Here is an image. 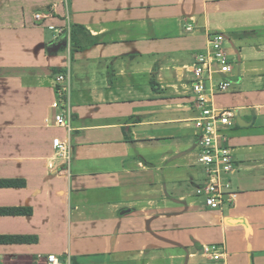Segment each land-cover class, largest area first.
<instances>
[{"label": "crops", "instance_id": "1", "mask_svg": "<svg viewBox=\"0 0 264 264\" xmlns=\"http://www.w3.org/2000/svg\"><path fill=\"white\" fill-rule=\"evenodd\" d=\"M74 24L92 35L83 50ZM214 32L233 61L215 105L237 110L221 209L198 192L188 71ZM55 68L71 78L70 131ZM56 137L71 161L51 169ZM213 243L227 264H264V0H0V264H209Z\"/></svg>", "mask_w": 264, "mask_h": 264}, {"label": "built area", "instance_id": "2", "mask_svg": "<svg viewBox=\"0 0 264 264\" xmlns=\"http://www.w3.org/2000/svg\"><path fill=\"white\" fill-rule=\"evenodd\" d=\"M188 29L191 30L192 27L189 26ZM226 43L225 33H211L207 48L196 55L195 61L188 68L192 74L190 87L199 112L194 119L200 144L198 160L207 173V181L198 192L204 194L207 206L212 209H221L234 200L229 176L235 172L236 165L224 130L233 125L237 110L229 107L219 108L215 105V97L227 92L233 85L230 78L233 61ZM55 84L56 99L52 103L55 122L70 131L72 116L70 75L67 72L57 74ZM53 146L54 155L48 162L49 167L65 168L71 161L69 141L56 137ZM60 161L63 162L57 167ZM203 254L208 258L209 264H227V250L224 244H206L203 246ZM39 259L42 264H63L56 254L41 256Z\"/></svg>", "mask_w": 264, "mask_h": 264}, {"label": "trees", "instance_id": "3", "mask_svg": "<svg viewBox=\"0 0 264 264\" xmlns=\"http://www.w3.org/2000/svg\"><path fill=\"white\" fill-rule=\"evenodd\" d=\"M91 33L80 24H74L71 29V46L73 51L83 50L85 49L90 43H92ZM56 74L65 72L62 69L55 68ZM154 83V81H153ZM156 89V87H155ZM73 264H78L75 261Z\"/></svg>", "mask_w": 264, "mask_h": 264}, {"label": "rangeland", "instance_id": "4", "mask_svg": "<svg viewBox=\"0 0 264 264\" xmlns=\"http://www.w3.org/2000/svg\"><path fill=\"white\" fill-rule=\"evenodd\" d=\"M53 77H55V74H54V76Z\"/></svg>", "mask_w": 264, "mask_h": 264}]
</instances>
